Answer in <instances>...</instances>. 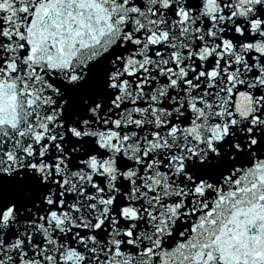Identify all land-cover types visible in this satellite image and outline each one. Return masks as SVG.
I'll list each match as a JSON object with an SVG mask.
<instances>
[{
    "label": "snow or ice",
    "instance_id": "1",
    "mask_svg": "<svg viewBox=\"0 0 264 264\" xmlns=\"http://www.w3.org/2000/svg\"><path fill=\"white\" fill-rule=\"evenodd\" d=\"M0 264H264V0H0Z\"/></svg>",
    "mask_w": 264,
    "mask_h": 264
}]
</instances>
